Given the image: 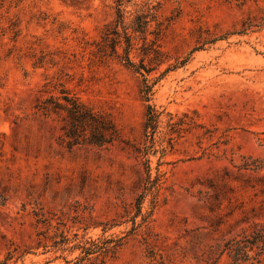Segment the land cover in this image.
Returning <instances> with one entry per match:
<instances>
[{"label":"rangeland","instance_id":"1","mask_svg":"<svg viewBox=\"0 0 264 264\" xmlns=\"http://www.w3.org/2000/svg\"><path fill=\"white\" fill-rule=\"evenodd\" d=\"M120 9L130 59L152 68L148 103L163 112L149 182L128 145L145 143L143 78L94 47L115 24L116 0L0 7V264H230L224 243L264 223V0H122ZM137 15L143 34L132 33ZM8 19L15 38L2 32ZM57 84L110 114L123 142L60 146L57 125L33 109ZM93 245L111 252L81 261Z\"/></svg>","mask_w":264,"mask_h":264},{"label":"trees","instance_id":"2","mask_svg":"<svg viewBox=\"0 0 264 264\" xmlns=\"http://www.w3.org/2000/svg\"><path fill=\"white\" fill-rule=\"evenodd\" d=\"M6 0H0V7ZM117 3V18L113 27L105 29L104 35L101 37L100 42L94 43L96 52L100 55V58L109 57L111 54L119 57L123 63L139 74L143 79V89L140 90L143 94V98L146 105L145 122H144V137L145 143L141 146H135L128 144L132 148V151L144 159L147 172V182H149V160L147 155L154 146V134L156 132L160 117L163 112L157 111L149 102V94L151 86L147 85L146 77L151 72L150 62L144 63V58L139 60L136 65L129 57L132 50V36L127 31V28L123 26V16L121 12L122 0H116ZM136 28H133L132 33H145L147 21L143 15L135 16ZM8 25L3 28L10 31L14 38L18 35L17 23L11 19L7 20ZM120 27V30L118 29ZM85 44L87 42L85 41ZM153 45V43H152ZM122 48V56L118 55V48ZM142 51H152L155 57L159 56V52L154 49L146 48L143 44ZM143 52L142 55H146ZM51 82L46 81L43 87L50 85ZM56 93L46 92V95L39 96L35 99L33 106L34 113L41 116L43 119L55 123L58 128V135L56 137L57 143L67 150H71L75 147H96V148H108L114 145L116 142H123L119 129L117 128L113 118L110 114L97 110L82 101H80L74 94L66 89L62 84L53 85ZM169 121L171 115H168ZM168 122V126H172ZM128 143V142H125ZM171 146V138L168 141ZM255 169H261L256 167ZM142 195H140L136 203L139 207L142 201ZM5 198L0 196V206H3ZM224 251L230 259V264H259V257L264 254V223L253 224L249 231L243 232L241 235L227 240L224 243ZM94 252H100L103 256H106L111 252L109 248H101L94 246L91 248L83 249L84 257L80 259L88 260L87 256Z\"/></svg>","mask_w":264,"mask_h":264}]
</instances>
